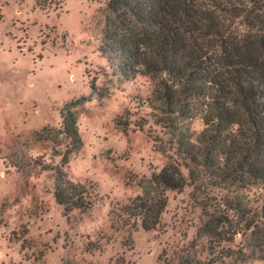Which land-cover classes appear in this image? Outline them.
<instances>
[{
    "label": "rangeland",
    "instance_id": "374dc122",
    "mask_svg": "<svg viewBox=\"0 0 264 264\" xmlns=\"http://www.w3.org/2000/svg\"><path fill=\"white\" fill-rule=\"evenodd\" d=\"M41 1L0 0V264H264L225 205L264 214V180L222 181L184 159L178 140L204 148L205 99L168 102L177 82L151 46L130 67L108 46L148 43L151 26L110 0ZM82 96L81 146L65 163L61 112ZM168 158L186 185L144 230L123 210ZM63 180L83 186L92 206L64 212L53 194Z\"/></svg>",
    "mask_w": 264,
    "mask_h": 264
},
{
    "label": "trees",
    "instance_id": "16d2710c",
    "mask_svg": "<svg viewBox=\"0 0 264 264\" xmlns=\"http://www.w3.org/2000/svg\"><path fill=\"white\" fill-rule=\"evenodd\" d=\"M35 3L41 8L45 6L41 0ZM121 6L139 23L153 29L148 43L129 37L119 41L118 46L115 40H106L112 50L124 55L125 67L137 62L141 45L151 46L164 71L177 82V88H168L165 94L168 102L177 103L183 95L205 99L202 116L205 128L199 141L204 148L178 140V150L184 159L213 172L222 181L264 180V0L108 3L113 12ZM90 87L95 89V83L91 82ZM88 100L82 96L61 112L63 133L70 145L62 155L65 163L67 156L81 146L74 108ZM156 149L164 153L163 148L156 146ZM213 154L219 158L217 161ZM187 168L193 176L195 168L188 165ZM185 185L178 164L168 158L158 172L140 182L141 193L123 212L133 219V224L138 220L142 229H155L167 205V193L180 191ZM53 194L66 213L73 209L86 211L92 206L83 186L68 180L56 183ZM225 205L250 231L254 251L264 258V214L245 211L237 202Z\"/></svg>",
    "mask_w": 264,
    "mask_h": 264
}]
</instances>
